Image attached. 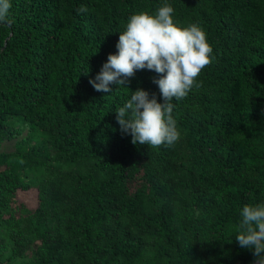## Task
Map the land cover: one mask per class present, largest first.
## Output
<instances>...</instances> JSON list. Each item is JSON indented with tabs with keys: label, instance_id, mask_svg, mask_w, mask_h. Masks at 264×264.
I'll use <instances>...</instances> for the list:
<instances>
[{
	"label": "trees",
	"instance_id": "16d2710c",
	"mask_svg": "<svg viewBox=\"0 0 264 264\" xmlns=\"http://www.w3.org/2000/svg\"><path fill=\"white\" fill-rule=\"evenodd\" d=\"M0 23V262L253 264L236 241L264 204V0H10ZM165 3L206 33L214 61L173 100L172 144L131 143L130 93L89 83L129 18ZM87 12L80 13V6ZM139 70L125 86L163 103ZM35 194V206L17 199Z\"/></svg>",
	"mask_w": 264,
	"mask_h": 264
},
{
	"label": "clouds",
	"instance_id": "9594fccd",
	"mask_svg": "<svg viewBox=\"0 0 264 264\" xmlns=\"http://www.w3.org/2000/svg\"><path fill=\"white\" fill-rule=\"evenodd\" d=\"M10 0H0V23L12 24ZM80 6L78 12H87ZM174 8L165 3L155 15H132L120 33L116 54H109L100 72L89 83L98 92L110 93L109 85L126 88L130 98L116 110L120 130L132 137L131 143L159 148L171 146L180 136L172 113L175 101L185 99L193 87L199 88L197 77L214 61L213 49L206 33L197 24L181 28L173 20ZM139 70L155 72L163 103L155 94L143 89L131 92L125 87ZM236 241L252 251L253 264H264V204L244 205L240 211Z\"/></svg>",
	"mask_w": 264,
	"mask_h": 264
},
{
	"label": "rangeland",
	"instance_id": "374dc122",
	"mask_svg": "<svg viewBox=\"0 0 264 264\" xmlns=\"http://www.w3.org/2000/svg\"><path fill=\"white\" fill-rule=\"evenodd\" d=\"M12 144L13 142L4 143L0 147V152H11L13 150ZM17 199L19 201L20 200L23 201V203L29 208L35 206V202H36L35 194L32 192H27V193L18 192Z\"/></svg>",
	"mask_w": 264,
	"mask_h": 264
},
{
	"label": "water",
	"instance_id": "95a60500",
	"mask_svg": "<svg viewBox=\"0 0 264 264\" xmlns=\"http://www.w3.org/2000/svg\"><path fill=\"white\" fill-rule=\"evenodd\" d=\"M0 264H5V263L0 262Z\"/></svg>",
	"mask_w": 264,
	"mask_h": 264
}]
</instances>
